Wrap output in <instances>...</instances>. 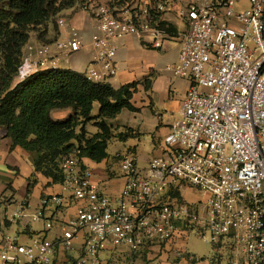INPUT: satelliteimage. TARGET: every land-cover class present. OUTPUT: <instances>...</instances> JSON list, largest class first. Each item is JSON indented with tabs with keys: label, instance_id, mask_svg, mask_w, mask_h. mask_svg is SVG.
Here are the masks:
<instances>
[{
	"label": "built area",
	"instance_id": "obj_1",
	"mask_svg": "<svg viewBox=\"0 0 264 264\" xmlns=\"http://www.w3.org/2000/svg\"><path fill=\"white\" fill-rule=\"evenodd\" d=\"M179 1L177 16L186 30L178 60L166 71L187 79L190 88L164 140L166 155L152 159L146 169L139 168L134 153L119 156L126 185L116 200L94 183V171L79 152L69 155L60 167L68 197L44 199L32 215L27 203L6 215L11 222H44L45 232L57 227L58 234L50 239L42 232L27 244L18 235H5L0 264H56L60 252L75 264H109L122 253L165 246L186 233L216 250L229 245L227 264H264V0H248L244 10L237 9L240 0ZM117 2L84 4L82 11L96 29L89 45L71 26L66 41L29 45L19 82L57 68L62 55L89 49L87 77L109 84L119 74L123 40L138 37L156 51L172 40L162 23L176 0ZM68 23L59 22L61 27ZM182 187L208 198L192 205L171 196ZM71 200L75 216L65 222L46 219V210L62 216ZM79 239L83 245L75 257Z\"/></svg>",
	"mask_w": 264,
	"mask_h": 264
},
{
	"label": "crops",
	"instance_id": "obj_2",
	"mask_svg": "<svg viewBox=\"0 0 264 264\" xmlns=\"http://www.w3.org/2000/svg\"><path fill=\"white\" fill-rule=\"evenodd\" d=\"M94 1V0H91ZM107 2L108 0H97ZM173 10L165 20L172 27L176 28V34L171 35L172 40L161 51H156L144 47L138 37H128L120 43L118 53V77L109 84L115 89H119L134 82H141L137 93L134 94L132 104L136 111L124 110L115 119L109 121L114 134L131 131V137L122 141L114 138L110 143L121 144L116 155L111 156L108 147L109 158L102 163H96L90 159H84V164L94 171V183L99 185L102 192L116 200L123 192L126 179L123 176L119 156L127 153H134L138 158L140 169H146L152 159L166 155L164 140L169 134L174 122L179 117V111L182 107L190 84L187 79L175 77L172 72L166 71V65L176 63L181 49V35L186 30L185 25L177 16L181 8V2L176 0ZM62 16L68 20V26L61 27L58 31V38L51 41H66L69 39L70 27L76 28L86 38V44L89 45L92 35L96 32L94 23L89 15L80 8L66 10ZM65 30V31H64ZM67 31V32H66ZM176 42L177 45L170 43ZM89 52L87 55H81L83 52ZM76 56L73 60L69 58ZM71 57L61 56L57 68L70 69L79 73L87 74L88 67L92 60V54L89 49H84ZM72 63L74 66L64 68L62 64ZM149 79L148 82L144 81ZM57 112V111H55ZM68 116L72 111L66 110ZM99 112V106L94 109V116ZM88 137H92L98 132L94 122L86 126ZM40 154L29 152L22 148H13V143L7 137L5 130L0 129V242L5 235H18L23 244L29 243L34 235L44 233L49 237L50 232H45V228L40 231L35 229V225L30 218H25L17 222H11L7 219V214H13L18 210L22 203L29 205L28 214L32 215L42 208L44 199L63 196L68 197L63 185L51 184V180L37 172V162ZM141 163V164H140ZM119 167L120 173H117L115 167ZM35 180L36 184L28 195L30 181ZM196 189L182 187L179 194L182 199L195 205L205 201L208 196L203 193L204 198H195ZM195 193V194H194ZM51 209V208H50ZM45 211L46 219L54 217L65 222L71 219L77 213V206L73 200L67 208L63 209V215H54V211ZM45 227V225H44ZM37 228V227H36ZM39 229V228H38ZM53 238L58 234L56 228ZM191 233L179 237L175 242L165 246H154L142 253L130 254L122 253L110 259L109 262L116 264H214L213 254L209 256L197 257L189 252V242ZM206 242V241H205ZM208 244V242H206ZM83 245V239H79L75 246V257L80 255ZM230 246L226 245L223 250L230 254ZM63 253L60 252L58 263L62 264ZM64 260V259H63Z\"/></svg>",
	"mask_w": 264,
	"mask_h": 264
},
{
	"label": "trees",
	"instance_id": "obj_3",
	"mask_svg": "<svg viewBox=\"0 0 264 264\" xmlns=\"http://www.w3.org/2000/svg\"><path fill=\"white\" fill-rule=\"evenodd\" d=\"M84 1L0 0V129L7 131L14 149L40 154L37 172L51 184H63L60 167L69 155L79 152L83 159L102 163L109 158L108 147L114 138L126 141L131 137L129 130L116 136L109 121L124 110L136 111L132 99L142 84L134 82L115 89L63 68L41 70L18 82L32 30L47 26L66 10H82ZM115 1L129 4L133 0ZM162 27L176 34L168 22ZM97 105L99 112L94 116ZM66 110L72 111L66 119L53 118V112ZM92 122L98 132L88 137L86 126ZM35 184V180L30 181L28 195ZM171 196L183 200L179 192ZM63 259L62 264H75L72 258Z\"/></svg>",
	"mask_w": 264,
	"mask_h": 264
},
{
	"label": "rangeland",
	"instance_id": "obj_4",
	"mask_svg": "<svg viewBox=\"0 0 264 264\" xmlns=\"http://www.w3.org/2000/svg\"><path fill=\"white\" fill-rule=\"evenodd\" d=\"M89 1H91V0H85L83 3L85 4V3H88ZM83 3H81V4L83 5ZM119 5L125 6V4H123V3H121ZM249 7H250V4H249L248 0H240L239 4L237 6V9L238 10H244V9H248ZM62 18H65L66 20H68L65 16L63 17L62 14H60L58 17L52 19V21L47 26L33 29L31 32L32 38L30 40L29 45H39V46L47 45V43H49L53 40H56L58 38V31H59V29H61L59 22ZM68 35H69V32H68ZM170 44L171 45H177L178 43L172 42ZM53 51L56 52L57 50L54 49ZM84 54L87 55V54H89V52L85 51L81 55H84ZM68 57H71V56H68ZM75 57L76 56H73V57L69 58V60H71V59L73 60ZM61 64L64 68L65 67L70 68V66H74V65H72V63H68V64L61 63ZM70 69H73V68H70ZM52 116L55 120H63V119H66L68 117V113L63 112V111H57V112H53ZM120 149H122L121 144L112 143L109 147V152H110L111 156H114V155H116V153ZM115 170L117 173H120L119 167L116 166ZM195 193H194L196 195L195 198L196 197H198L200 199L204 198V195L202 192H200V193L195 192ZM48 215H50V212H48ZM34 224H36V223H34ZM42 224H43L42 222H39L37 225H35V229L37 231H40V229L42 228ZM44 228L45 227L43 224V229ZM55 230L56 229H53L52 231H50V233H49L50 239L53 238ZM209 238L210 237L208 236V239ZM189 252L191 254L197 256V257L209 256V255L213 254L214 264H227L231 258V255L228 252L214 249L211 243L207 244L203 238L199 237L195 233H192V237H191L190 242H189ZM115 259H116V257H115ZM109 264H116V263L110 262Z\"/></svg>",
	"mask_w": 264,
	"mask_h": 264
},
{
	"label": "water",
	"instance_id": "obj_5",
	"mask_svg": "<svg viewBox=\"0 0 264 264\" xmlns=\"http://www.w3.org/2000/svg\"><path fill=\"white\" fill-rule=\"evenodd\" d=\"M6 133H7V131H6Z\"/></svg>",
	"mask_w": 264,
	"mask_h": 264
}]
</instances>
